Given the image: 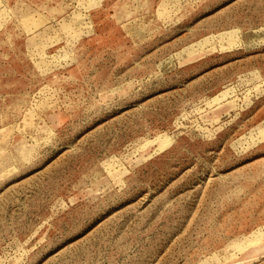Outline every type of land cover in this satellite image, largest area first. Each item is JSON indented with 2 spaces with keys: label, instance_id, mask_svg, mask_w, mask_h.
Masks as SVG:
<instances>
[{
  "label": "rangeland",
  "instance_id": "rangeland-1",
  "mask_svg": "<svg viewBox=\"0 0 264 264\" xmlns=\"http://www.w3.org/2000/svg\"><path fill=\"white\" fill-rule=\"evenodd\" d=\"M0 264H264V0H0Z\"/></svg>",
  "mask_w": 264,
  "mask_h": 264
}]
</instances>
